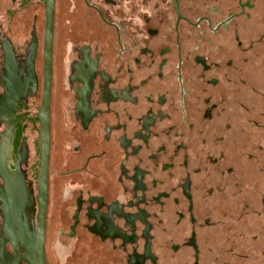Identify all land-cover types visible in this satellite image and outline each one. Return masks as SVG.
Returning <instances> with one entry per match:
<instances>
[{
    "label": "flooded vegetation",
    "instance_id": "obj_1",
    "mask_svg": "<svg viewBox=\"0 0 264 264\" xmlns=\"http://www.w3.org/2000/svg\"><path fill=\"white\" fill-rule=\"evenodd\" d=\"M258 5L53 0L46 46L45 0H0V264H29L21 231L38 220L46 60V264H81L82 246L109 264H162L165 247L176 264H224L226 253L250 252L209 246L221 226L210 213L219 218L225 203L209 204L224 190L205 187V122L221 120L226 93L236 117L239 96L264 97L252 86L264 44ZM248 60L249 70L240 65ZM244 71L251 81L242 93ZM14 201L20 208L11 215Z\"/></svg>",
    "mask_w": 264,
    "mask_h": 264
},
{
    "label": "rangeland",
    "instance_id": "obj_2",
    "mask_svg": "<svg viewBox=\"0 0 264 264\" xmlns=\"http://www.w3.org/2000/svg\"><path fill=\"white\" fill-rule=\"evenodd\" d=\"M263 3L264 1L259 0L258 11H262ZM260 15H257L258 23H260ZM262 16L264 19V15ZM263 47L264 44L257 47L259 61L257 60L255 64V71L252 68V86L257 87L261 93H264V60H260V58L264 59ZM220 48L223 49V47ZM226 49H230L231 53H229L232 54V48ZM247 55L245 54V56ZM252 63L248 60L247 63L241 62L240 65L242 68L247 65L246 68L249 70L250 65L251 67L253 65ZM245 71L242 76V93L249 90L250 84L248 82L251 81L247 74L245 75ZM226 87L231 86L226 85ZM227 96L228 100L224 105L225 113L220 117L221 120H216V123L205 122V132L209 133L208 138H205L207 140L206 150L208 149L209 153V157L205 159V187H215L216 189L219 186L221 190H224L213 191L212 199L215 201L211 200L209 204H218V199L225 203L223 207L220 204L219 218L210 213L213 220L221 221V226L216 224L215 227V231L220 236L211 240L213 235H210L211 239L208 241L211 242L209 243L210 247L213 245L221 249L233 247L238 251L240 248H251L250 252L246 256L242 255V257H234L226 253L223 260L224 264H260L264 256L259 252V249L264 247V207H262L261 202L264 196V97L260 94L239 96L242 105L239 112L238 109L235 110V114L239 113L236 117V115L231 114L232 112L226 111H233L234 109V102L232 99L230 101L231 95L226 93V98ZM237 118L240 121L235 126L234 120ZM224 124L228 125L227 128L224 127ZM239 129L241 137L237 138L238 142H234L232 137L235 131L238 132ZM219 137L221 140L215 141L220 139ZM212 160L219 164H214ZM234 160H237L236 164L233 162ZM228 167L232 168L231 179L228 176L230 174L226 172ZM221 171L224 174H222L223 178L220 175ZM235 181L239 184L237 189L235 186L233 187ZM253 234L258 236L256 241L251 239ZM168 244L163 243L164 246H168ZM81 249V264H109L105 254L99 252L94 257V254L90 253L89 247L82 246ZM174 259L175 256L166 247L163 248L160 256L161 263L176 264ZM176 261L178 263L180 259Z\"/></svg>",
    "mask_w": 264,
    "mask_h": 264
},
{
    "label": "water",
    "instance_id": "obj_3",
    "mask_svg": "<svg viewBox=\"0 0 264 264\" xmlns=\"http://www.w3.org/2000/svg\"><path fill=\"white\" fill-rule=\"evenodd\" d=\"M46 9V46L51 40L52 32V10L53 0H45ZM48 81L49 65L45 61V86L42 105L39 112L41 121L40 132V157H39V186H38V220L36 229L29 232L27 229L22 230V246L26 253V261L29 264H46L44 253V230H45V210H46V192H47V162L49 150V128H48ZM18 183L12 180L14 188L18 189ZM18 198V195H14ZM20 208V202H15L11 207V215Z\"/></svg>",
    "mask_w": 264,
    "mask_h": 264
}]
</instances>
